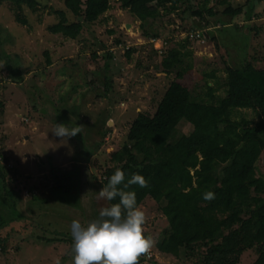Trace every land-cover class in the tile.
I'll list each match as a JSON object with an SVG mask.
<instances>
[{
	"label": "rangeland",
	"instance_id": "obj_1",
	"mask_svg": "<svg viewBox=\"0 0 264 264\" xmlns=\"http://www.w3.org/2000/svg\"><path fill=\"white\" fill-rule=\"evenodd\" d=\"M38 1L41 8L37 13L27 8L23 11L26 26L18 23L13 6L0 4L1 52L19 62L23 76L21 81L12 79L5 66L7 60L0 59V170L5 174L7 191L14 193L17 209L15 215L10 201L3 206L0 203V264H73L72 220L86 225L108 207V200L100 198L98 191L111 154L124 145L139 114L155 113L175 81V74L166 75L160 68L156 50L162 43L145 38L143 31L153 29L162 40L191 52L187 60L193 69L181 83L195 96L204 98L207 86H212L217 97H225L228 67L251 61L264 70V0H228L234 8L243 7V14L221 16L219 22L230 23L226 27L208 18V29L197 28L201 20L191 15L185 20L173 16L142 24L122 9L121 0H110V10L97 23L85 24L76 40L48 31L58 22L53 12L65 11L64 1ZM203 1L193 0V9ZM216 2L210 0L209 7ZM237 25L243 28L235 34ZM196 31H203L206 38L192 39ZM118 40L122 44L117 45ZM129 49H134L130 59L126 56ZM109 53L115 58L109 60ZM213 72L216 75L211 79ZM259 82L264 86V80ZM233 119H247L254 125L261 117L252 110H238ZM57 124L80 126L76 135L80 138L55 136ZM80 143L85 144L84 149ZM89 149L95 152L86 161ZM256 168L257 175L264 176V152ZM67 175L72 185L65 192L69 191L70 200L78 206L75 208L58 201L61 190L56 179L64 183ZM140 209L145 214L144 234L154 241L150 248L153 258L146 252L138 258L140 264L199 262L198 254L205 249L179 257L158 251L157 244L168 228L163 203L147 198ZM14 217L19 221L12 222ZM59 238L68 243L50 242ZM256 258L255 252H247L239 264H253Z\"/></svg>",
	"mask_w": 264,
	"mask_h": 264
},
{
	"label": "trees",
	"instance_id": "obj_2",
	"mask_svg": "<svg viewBox=\"0 0 264 264\" xmlns=\"http://www.w3.org/2000/svg\"><path fill=\"white\" fill-rule=\"evenodd\" d=\"M63 1L65 11L53 12L58 22L48 27V31L71 40L80 37L85 24L97 23L111 8L110 0ZM216 1L214 7H209L210 0H204L193 9V0H121V7L142 24L173 16L185 20L191 15L201 20L197 28L206 29L211 27L208 18H215L226 27L230 23L219 22L221 16L236 18L243 14V7L234 8L228 0ZM5 2L13 6L17 21L23 26L28 24L23 11L27 8L37 13L41 8L38 0H0V4ZM251 18L250 11L248 19ZM242 28L237 25L235 34ZM143 36L162 43L156 50L161 58L160 68L166 75L175 74V81L154 114H139L132 123L124 145L110 156L111 164L103 171L102 185L117 168L124 172L125 183L133 173L145 179L144 187L133 184L125 191L136 193L139 207L147 198L163 203L168 228L157 244L161 254L179 257L194 254L198 248L205 252L198 254L201 259L197 264H239L245 253L253 251L257 257L253 264H264V176H258L256 168L264 152V86L259 82L264 80V70H258L251 61L244 66L228 67L225 97H217L216 89L207 86L208 93L202 98L181 83L193 69L187 60L191 52H183L171 45L170 40H162V35L153 29L143 31ZM190 37L198 41L206 38L203 31ZM2 43L0 38V59L7 60L5 66L10 77L23 80L19 62L1 52ZM120 44L118 40L117 45ZM181 46L184 48L185 44ZM133 52L134 49H129L126 56L130 59ZM45 56L51 65L49 53ZM107 58L112 60L115 56L109 53ZM215 75L213 72L209 77L214 79ZM238 110H252L261 120L254 125L247 119L234 120ZM80 144L84 149L85 144ZM94 152L89 149L85 160ZM4 180L5 174L0 170V203L8 205L10 201L9 207L16 215L14 193L7 191ZM56 181L60 184L57 189L61 190L58 201L78 207L70 200L69 191L65 192L72 185L70 176L64 183ZM205 192H212L214 198L203 199ZM108 202V206L118 203L119 197ZM18 221V217L12 219ZM54 241L68 243L64 238L50 242ZM149 250L152 254V249Z\"/></svg>",
	"mask_w": 264,
	"mask_h": 264
},
{
	"label": "clouds",
	"instance_id": "obj_3",
	"mask_svg": "<svg viewBox=\"0 0 264 264\" xmlns=\"http://www.w3.org/2000/svg\"><path fill=\"white\" fill-rule=\"evenodd\" d=\"M79 127L57 124L53 133L57 137L70 138L80 133ZM133 184L144 187L146 181L133 173L125 183L124 172L115 169L98 196L108 201L119 197V202L102 208L98 218L86 225L72 220L73 264H137L138 258L152 247L154 241L144 234L145 214L137 205L136 193L125 191ZM212 198V192L203 194L205 200Z\"/></svg>",
	"mask_w": 264,
	"mask_h": 264
},
{
	"label": "built area",
	"instance_id": "obj_4",
	"mask_svg": "<svg viewBox=\"0 0 264 264\" xmlns=\"http://www.w3.org/2000/svg\"><path fill=\"white\" fill-rule=\"evenodd\" d=\"M147 257L148 258H151L152 257V254H151V251L150 250L147 251Z\"/></svg>",
	"mask_w": 264,
	"mask_h": 264
}]
</instances>
